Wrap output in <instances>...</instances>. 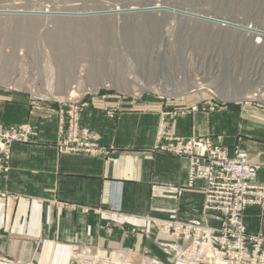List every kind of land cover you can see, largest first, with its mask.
Masks as SVG:
<instances>
[{
    "label": "rangeland",
    "instance_id": "374dc122",
    "mask_svg": "<svg viewBox=\"0 0 264 264\" xmlns=\"http://www.w3.org/2000/svg\"><path fill=\"white\" fill-rule=\"evenodd\" d=\"M155 2L179 10L186 8L194 14L217 20L226 19L233 25L249 24L264 30V0H0V11L11 13H0V90L25 94L30 113L40 118L55 117L57 140L54 145L58 151L98 157L108 156L110 145L101 144L94 131L80 125V112L94 96L115 94L125 99H178L191 102L183 114L243 109L248 114L257 112L264 119V37L259 39L233 28L194 19L174 18L171 14L140 13L135 16L134 12H123L118 18L113 14H101L103 16L96 18L55 16L57 13L113 10L114 6L142 8ZM43 8L49 9L46 11L54 17L28 18L41 13ZM19 13L21 16L14 15ZM192 85L198 89L190 91ZM231 90L251 91L253 97L233 101L219 95L221 91ZM106 111L109 117H114L115 110ZM166 115L168 113H163L158 123L152 150L175 155L169 148L173 142L208 139L224 154V164L213 166V171L221 173L230 185V179L239 177L232 166L255 168L256 174L250 182L241 177L244 190L239 196L245 200L241 213L242 238L232 237L239 232L228 222L229 211L207 210L206 180L195 175L190 178V157L175 155L188 160L189 185L196 179L203 182L202 218L181 221L147 217L163 236L156 242L159 255L136 244L111 252L87 245L72 248L68 256L70 264H89L82 259L113 264L119 256L124 257L123 261L130 258L134 262L154 264H230V259L233 264H264V234L247 231L243 222L248 206H260L264 202V188L256 183L258 171L264 164L251 162L247 153L237 146L230 153L212 136H175L166 130ZM22 126H30L33 131L27 142H14L9 146V157L2 162L0 170L2 178H6L10 170L13 144L40 142L41 128L37 121L0 124V130L20 131ZM239 154H242L241 160ZM206 163L201 161L202 166ZM194 221L200 222L205 229H198ZM205 231L209 232L213 246L219 247L220 256L202 250L201 255L197 254L199 257L190 253L196 249L195 242L210 245L211 240L202 233ZM125 233L140 234L143 239L150 235L147 229L136 227ZM221 238L225 242L222 250L218 246L222 245ZM239 243L241 252L233 255L226 250V246L236 249ZM0 264L32 263L0 257Z\"/></svg>",
    "mask_w": 264,
    "mask_h": 264
},
{
    "label": "crops",
    "instance_id": "0c3cea01",
    "mask_svg": "<svg viewBox=\"0 0 264 264\" xmlns=\"http://www.w3.org/2000/svg\"><path fill=\"white\" fill-rule=\"evenodd\" d=\"M190 103L92 97L80 112V125L110 145L108 156L98 157L58 151L55 117L40 118L30 113L25 94L0 90V124L30 120L41 128L39 143L12 145L10 170L0 177V257L70 264L75 247L111 252L135 244L159 255L156 242L163 236L147 217L185 221L203 216V182L189 185L188 160L152 150L163 113H168L169 133L212 136L230 153L237 146L251 162L264 164L262 116L243 109L183 114ZM109 109L115 110L114 117ZM256 183L264 188V166ZM243 222L247 231L264 234V202L248 206ZM131 227L147 229L148 239L127 235Z\"/></svg>",
    "mask_w": 264,
    "mask_h": 264
},
{
    "label": "built area",
    "instance_id": "2783aa9c",
    "mask_svg": "<svg viewBox=\"0 0 264 264\" xmlns=\"http://www.w3.org/2000/svg\"><path fill=\"white\" fill-rule=\"evenodd\" d=\"M31 131H33L30 126H22L21 130H11V131H1L0 130V170H2L3 165L2 162L9 157L8 147L10 146V143L13 141L18 142H27L28 136L31 134ZM20 132V134L18 133ZM170 150L175 155H188L190 157V166H191V173L189 174L192 178L193 175L205 179V191L206 195L208 197V201L206 204L208 211H229L227 214L229 217L228 222L232 223L233 226L236 228V230L239 232V235L232 236L234 238H242L240 235V231L242 229L241 227V213L243 212V204L245 203V200L242 197L239 196L240 192L242 194V191L244 190L243 186L244 184L241 181V177L248 178V182L252 180L256 174L255 168L252 167H246L242 168L239 165H234L232 168L234 169L235 173L239 175L236 178L230 179L232 182V185L229 184L224 178H222V174L219 172L213 171V166H219L224 164V154L223 152L215 146H212L210 141L208 139L203 140H196V139H189V140H179L176 142H173L169 146ZM162 149H165L163 147ZM240 160L243 158L242 154H239ZM207 161L204 166H202L201 161L204 162ZM236 162V161H234ZM240 164V163H239ZM242 168V169H241ZM234 174V173H233ZM235 177V176H234ZM229 187H232V190H229ZM232 192V193H231ZM234 199H233V197ZM226 220H224L225 222ZM194 225L198 226V229H205L204 227L200 226V222L194 221ZM201 231V230H200ZM211 231V230H208ZM205 231L202 233H205L204 237H207L210 239L209 232ZM215 239V238H214ZM211 240V239H210ZM213 240L209 241L210 245L204 244V243H197L195 242L194 247L197 249L199 246H201L198 251L196 249H193L190 251V253L194 255H201L203 252H213L217 253V256H220L219 254V247L213 246L212 243ZM205 242V241H203ZM241 242V241H240ZM222 245L218 244L220 246V249L222 250V246H225L224 239L221 238ZM226 250L231 252V254L234 255L235 252L239 251L242 246L241 243H239L236 247V249H232L229 246H226ZM202 250V251H201ZM197 251V252H196ZM241 252V250H240ZM238 252V253H240ZM222 253V252H221ZM218 258V257H217ZM230 264L231 259L229 260Z\"/></svg>",
    "mask_w": 264,
    "mask_h": 264
},
{
    "label": "bare ground",
    "instance_id": "6f19581e",
    "mask_svg": "<svg viewBox=\"0 0 264 264\" xmlns=\"http://www.w3.org/2000/svg\"><path fill=\"white\" fill-rule=\"evenodd\" d=\"M129 8L130 9H121L120 6H114L113 7V10H105V11H97V12H79V13H76L75 12L74 14H71V13H57L55 16H59V18H64V17L65 18H68V17H76L77 18V17H82V16H84L85 18H96V17L103 16V15L105 16V14H113V16H115L116 18H118V17H122V15H123L122 13L123 12L124 13L125 12H129V14H131L132 12H134L133 14L135 16H137V14H140V13L153 14V15H156V16L157 15H160V14H168V15L171 14V16L174 17V18H182V19L183 18H189V19H194V20H197V21H200V22H208V23H211V24H214V25H218V26L224 27L226 29L233 28L234 31H241V32H243L245 34L252 35V36H256L259 39H260V37H264V34L262 33L264 30L257 29L253 25L247 24V25H244V27H245L244 28V27H241L240 24H236L235 23L236 25H233L234 23H232L230 21H227L226 19L225 20L224 19L223 20H217L214 17H210V16H207L206 17V16H202V15H200L198 13H195L194 14V12H192L189 9H186V8H183L182 10L174 9L173 7H169L167 5H164L163 3H157V2H155V3H152V4H147L146 7H142V8H138V7H134V6H131ZM43 9H44V11H41V13H39V14H33L32 16H28V18H31V17L32 18H40V17H42V18H48V17H54V15H49L50 13L46 11V10L50 11L49 9H46V8H43ZM171 11H173V12H171ZM145 12H150V13H145ZM0 13H6V12L0 11ZM6 14H11V13H6ZM101 14H103V15H101ZM14 15L15 16H19L20 13L17 14V15L16 14H14ZM125 16H133V15H127V14H125ZM207 20H209V21H207ZM64 76H66V75H64ZM60 84H61V82H60ZM189 89H190V91H193V90H197L198 88L196 86H193L192 85V86H190ZM74 92L75 91H72V93H74ZM252 94L253 93L251 91H249L247 93H238L235 90H231L230 92H228V91H221V93L219 95L224 100L237 101V100L251 99L253 97ZM72 95H71V97H72ZM15 142H18V141H15ZM12 143H14V142L12 141L10 143V145ZM8 152L10 153L9 147H8ZM132 255H133V253H132ZM86 256H89V255L87 254ZM126 257H128V256H126ZM123 258L124 257L119 256L117 258V260L114 261L113 264H154V263L143 262V261L134 262V260H129L130 258L129 259L126 258V259H124L125 261H123ZM82 260L83 261H86V263H89V264L90 263L91 264H99L98 262H92V260H89V259H88L89 261L86 260V259H82Z\"/></svg>",
    "mask_w": 264,
    "mask_h": 264
}]
</instances>
